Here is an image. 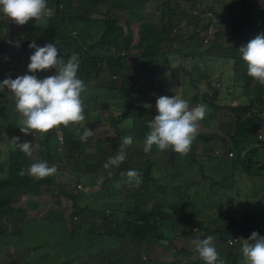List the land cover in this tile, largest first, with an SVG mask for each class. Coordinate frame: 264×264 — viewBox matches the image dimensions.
<instances>
[{
    "label": "trees",
    "instance_id": "16d2710c",
    "mask_svg": "<svg viewBox=\"0 0 264 264\" xmlns=\"http://www.w3.org/2000/svg\"><path fill=\"white\" fill-rule=\"evenodd\" d=\"M261 1L231 0L227 6L236 16L235 9L243 15V22L237 16L239 21L233 27L234 33L241 29L246 37L243 46L264 34V21L260 27L250 21L253 16L264 19V12L258 10ZM158 3L162 4L161 20L149 27L145 12ZM173 3L178 4L175 0H47L51 15L37 21L32 19L19 28H14L17 24L0 13L5 18L0 22V57H4L5 67L0 69V80L2 73L12 79L19 72L17 77L33 75L27 67L33 54L29 45L33 42L40 47L56 44L65 62L77 54L78 77L86 89L81 96L85 115L81 123L94 133L87 142H81L84 128L70 124L59 126V136L57 129L25 135L19 128L22 116L15 110L14 97L8 89L0 90V264H56V258L62 264H118L119 261L123 264H206L190 248L193 240L209 236L213 237V244L225 264H244L240 239L250 238L252 233L248 229L264 228V205L255 206V199L241 195L243 188H237L234 195L217 186L213 193V189L207 188L209 178L199 177V181H195V176H190L191 180L186 179L189 176L179 172L182 157H177L171 149L160 151L153 146L148 153L143 150L150 131L147 125L158 114L157 97L178 94L190 107L207 106L209 119L203 121L204 125L200 123L190 151L198 159L209 160L207 152H196L198 145L208 140L202 130L204 126L216 127L213 121L218 120V109L224 107L220 102H231V107L227 108L232 109L231 123L236 130L228 139L217 140L215 162L218 153L231 152L226 146L232 141L239 160L235 161V154V158L229 156L230 159L220 161L219 166H235L233 172L242 171L250 179L263 176L257 164L253 163L256 169L253 171L242 158L248 141L252 140L256 146L262 142L255 131L264 125V86L247 75V68L226 80L237 89L232 96L229 87L224 92L223 84L212 86V76L220 69L216 65L217 56L224 55L222 44L227 40L224 28L217 33V18L227 21V12L223 7L218 12L212 9L216 22L206 16V28L192 34L187 43L182 30L175 29L182 26L184 17L177 18ZM194 18L199 22L198 16ZM212 23L215 29L210 33ZM194 24L190 26L196 28ZM11 28L17 35L18 49H13L8 37ZM175 35H180L181 40H172ZM235 53L231 58L241 57L239 51ZM138 66L142 70L139 80L133 73ZM49 71L34 75L44 77ZM92 79L99 82L92 83ZM186 89L191 93L194 90V94L186 97ZM228 96L231 98L227 99ZM109 112L114 113L105 118L103 113ZM12 115L17 116L16 121L10 120ZM221 126L217 125V130ZM125 136L133 139L132 145L125 149L126 159L119 167L105 169L104 164L117 154ZM14 138L32 142V155L20 151L12 141ZM198 159L190 157L186 165L192 167ZM41 161L55 165L57 173L44 179L19 175L22 169ZM130 169L141 173L140 184H129L127 176L121 175ZM76 177L86 181V189L96 191L85 194L67 191L65 187ZM101 178L107 179L102 190ZM99 190L106 195L129 199L133 207L123 210L120 203L100 205L99 200L93 199H98ZM49 191H53L48 193L50 196L63 195L73 203L71 232L66 223L60 225L56 232L48 235L54 239V244L31 231L33 226L28 222L27 211L16 204L23 196L42 198ZM214 205L216 211L209 210ZM47 207L49 213L56 209L49 201ZM74 232H78L77 235ZM104 238L117 239L122 247L117 244L103 248L97 241ZM231 239L239 241L229 244ZM80 240L83 243L79 245H85L84 248L74 245ZM133 243L146 249L149 261L143 260L142 251L136 246L133 251ZM87 245L102 247V250L93 254L95 250L91 253ZM65 249L90 255L86 259L77 251L76 258H72L68 253L65 255ZM183 255L186 261L181 258Z\"/></svg>",
    "mask_w": 264,
    "mask_h": 264
},
{
    "label": "clouds",
    "instance_id": "9594fccd",
    "mask_svg": "<svg viewBox=\"0 0 264 264\" xmlns=\"http://www.w3.org/2000/svg\"><path fill=\"white\" fill-rule=\"evenodd\" d=\"M51 12L47 0H0V13L20 26L26 25L32 19L37 21L51 15ZM260 26L262 25H258ZM244 42L238 51L247 66V75L264 86V34L255 36L243 46ZM29 47L34 52L27 67L28 72L33 75L25 74L15 79L9 77L0 82V90H9L15 100V110L22 116L20 131L29 135L57 129L59 136V126L80 125L84 128L80 140L87 142L94 133L81 123L85 120L81 96L86 89L83 80L78 77V55L73 54L65 62L56 44L49 43L40 47L33 42ZM52 69L56 70L55 75L48 73L49 76L43 79L34 75ZM156 110L158 114L147 125L150 131L144 142V152L148 153L156 146L160 151L171 149L177 154H187L196 139L200 122L205 119L207 106L199 104L190 107L189 102L178 94L161 95L156 99ZM12 141L20 151L28 156L32 155V142H20L19 138ZM132 143L131 136L123 137L117 154L109 157L104 168L119 167L126 159V147ZM57 171L55 165L49 166L47 162L41 161L31 164L26 170L22 169L19 175L44 179L55 175ZM121 175L127 176L129 184L142 182L141 173L137 170L130 169ZM248 231L252 233L250 238L240 239L243 241L241 251L244 264H264V232L262 228ZM235 240L239 241L231 239L228 243L233 244ZM191 243L206 264H225L213 244L212 236L195 239Z\"/></svg>",
    "mask_w": 264,
    "mask_h": 264
},
{
    "label": "rangeland",
    "instance_id": "374dc122",
    "mask_svg": "<svg viewBox=\"0 0 264 264\" xmlns=\"http://www.w3.org/2000/svg\"><path fill=\"white\" fill-rule=\"evenodd\" d=\"M178 4L173 3L172 7L174 9H176V12H178V17H184L182 20V26H177L175 27V29L177 30H182V34L184 35V39H186V42H190V36L192 34H197L198 32H201L202 29H205L206 24H208V20L206 19V16L208 17H212L214 16L215 19L217 18L213 12L212 9H214L215 11H221L222 7H223V11L227 12V21L225 18L223 19H218L217 21V33H220V30H222V28H224L226 31L224 34H227V40H224L225 42L222 44V47L224 49V55H218L217 56V61H216V65L217 68H220L219 70H217V72L212 76V86L213 87H217V84H223V88L222 90L225 92L227 91L228 87H229V92L231 94V96L233 95V91L237 90L233 88V85H230L226 82V80H228L229 77H231L232 75L236 74L237 72H241L243 69H246L247 66L245 64V62L242 60L241 57L237 58H231L233 56H235V52H237L239 50V48L241 47V43L245 41L243 34L241 33V29L238 30V33H234V25L236 22H238V17L242 18V22H243V15L241 13L240 10L235 9V13L237 14V16L233 13V11L231 10H227V6L228 4L231 2V0H196L195 2H192L191 0H175ZM264 0H262L261 2H263ZM196 3V4H194ZM161 9H162V4L158 3L156 6H153L152 9L150 10H146L145 14V21L148 23V26L151 27L153 25V23H157L161 20ZM184 15V16H182ZM199 17V22L196 20V17ZM45 19V18H42ZM5 18L0 15V22L4 21ZM254 24H263L264 19L263 18H258L257 16H253L251 17V20ZM195 23L194 25H196L197 27L194 28L193 26H190L191 24L193 25V23ZM251 23V24H253ZM222 27V28H221ZM17 28H19V26H17ZM12 29V28H11ZM196 31V32H194ZM223 32V31H222ZM233 34V35H232ZM173 36V34H172ZM10 40H11V44L13 49H18L20 47V45L16 44V38L17 35L14 33H9ZM180 35H175L173 37L172 40L175 39H180ZM223 38V36H222ZM220 39V38H219ZM181 40V39H180ZM220 43V42H219ZM226 48V50H225ZM226 51V53H225ZM32 52L33 49H32ZM4 57H0V69H4ZM225 69V72L223 73ZM20 73V72H19ZM15 74L13 76V79L15 77H17V75L19 74ZM133 73L137 76V79L139 80V73H142L141 67L137 68V72L133 71ZM56 72L54 70H50L49 71V75H55ZM46 75V76H49ZM44 77H38V79H43ZM11 76H7V74L2 73V79L0 80V82H2L4 79L9 78ZM103 77V76H101ZM102 79V78H101ZM100 79V80H101ZM99 82V80L97 79H92V83H97ZM217 83V84H216ZM233 82H231L232 84ZM147 84H150L149 82H147ZM137 86V84H136ZM135 86V89H136ZM150 90V88H149ZM185 92V91H184ZM194 94V90L193 93H191V91L189 89H186V97H190ZM211 95L214 94V92H210ZM227 94V92H226ZM246 94L242 93V96H244ZM2 98V97H1ZM223 98V96H222ZM231 98L230 96L227 97V99ZM250 101H252V98H249ZM249 103V102H248ZM220 105H224V107L222 109H218L217 114H218V120L217 121H213L216 127H205L203 128V134L206 135L207 137V141L204 144H199L197 147L196 152L198 153H203V152H207L205 155L208 157L209 160L205 159V160H201L198 159L195 154L191 151H189L187 154L185 155H181V154H177V157H182L181 158V163L179 166V172L182 174H185L184 176H189L186 177V179L191 180L190 176H195V181L196 179L199 181V177H205V178H209V180H207V188L208 189H213V193H215L217 191V186L219 188V190L223 189V191H226L225 189H227L231 194L237 189V188H243V190L241 191V195L250 198V199H255V206L259 207V204H263L264 205V125H262L261 128H259V130H256L255 133H258V137L260 140H262V142H260L259 144H257L258 146L255 145V143L251 140L248 141L247 143V149L245 150V157L242 158L243 162L246 164H249L250 169L255 171L256 169L254 168V164L258 165V171L259 173H262V177L260 178H254V179H250L246 177V174L243 173L242 171H236L233 172L235 166L233 168H228L225 166H219V162L220 161H224V159L229 158L230 159V154H232V157H236L235 154L237 155V158L235 161L239 160V155L237 153V151L235 150V146L233 144L228 143V145L226 146V150L230 149L231 152L228 154L226 152V154L224 153H218L217 155V163L215 162V154L217 151V140H223V139H228L230 136V134H232V132H234L236 130V127L234 125V123H231V119L232 116L231 114V108H227V106L231 107V102L227 103V102H220ZM239 104V103H238ZM111 113L114 112H109V113H103V116L106 118L108 117ZM209 115L210 113H206L205 119H209ZM215 114L213 113V116ZM215 117V116H214ZM217 117V116H216ZM17 116L16 115H12L10 116V120L12 121H16ZM205 119L203 121H205ZM201 121L200 123L204 125V122ZM221 124H226L225 127L224 125L221 126ZM217 125L221 126V128L219 130H217ZM227 126V129H226ZM228 130V131H227ZM95 132H97V129L94 130ZM100 134V133H99ZM102 135H104L102 133ZM3 137V135L1 136ZM4 138L1 140L3 141ZM258 143V142H256ZM253 148H256V151L253 150ZM190 157H194L195 159H198V162L196 165L190 167L188 165H186V161L187 159H189ZM227 157V158H226ZM257 161V162H253V161ZM243 163V164H244ZM242 164V161H241ZM203 166V168L201 167ZM194 181V182H195ZM104 182H107V179L105 178H101L100 179V187L101 190L102 188H104ZM86 183V181H83L81 179H79V177H76L73 181L69 182L68 185L65 187V189L67 191L72 190V192H74L75 194L82 193L85 194L89 193L91 191H96L95 189H91L88 188L86 189V187L84 186V184ZM212 185V186H211ZM83 186L85 187L84 190ZM201 186H203V184L199 185V191ZM81 187V188H79ZM56 188V187H54ZM54 188H52L51 190H53ZM82 190V191H81ZM99 190V197L98 199L93 198L94 200H99V204L100 205H104L105 202H107V205H111L112 203H115L114 205L120 203L124 206L123 210H128L129 208L133 207V202H131L129 199H121V196H117V195H106L105 193H101ZM54 191V190H53ZM53 191H49L47 192L46 195L39 197V198H35V197H30V196H23L21 198H19L16 202L17 205L21 206L22 209L27 211V216L28 218V222L31 226H33V228H31V231L38 235V236H42L45 239H49L51 244H54V239L50 238L48 235L51 232H56L58 230V227L60 225H63L64 223H66L69 228H68V232H71V215H72V205L73 203L71 201H69L68 199H66L63 195H58L61 197H56L55 195L50 196L48 193H52ZM44 192V191H43ZM234 195H236V192H234ZM109 196H113L114 199L110 198ZM156 196V194H155ZM37 199H41L40 201H38ZM236 200V198H235ZM53 205L56 209L54 210V212L49 213L48 212V207H47V203ZM117 201V202H115ZM225 201V199L223 200ZM213 210L216 211L215 209V205L211 208H209V210ZM47 211V212H46ZM205 212L207 213V209L205 210ZM108 213L110 214L111 211L108 210ZM119 217L122 218V213L119 214ZM215 220V219H213ZM263 232H264V228H262ZM76 235L78 232H74ZM242 238V237H241ZM89 242L91 243V238H89ZM98 243H100V245L103 248H109L110 246H114V245H119V247H122L121 244L119 243L120 241H118L117 239L114 238H104V239H100L97 241ZM181 241H179L180 243ZM83 243L81 240L79 242H75L74 245H79ZM165 245H168V241L164 242ZM81 248H84L85 245H79ZM133 246H136L138 249H140L142 251V255L145 257L143 258L144 261H149L150 257L148 256V253L146 251V249H143L140 245L133 243L131 245V248H133ZM89 251L91 252V250H95L96 254L99 251L102 250V247H95L92 246L90 247V245H87ZM193 250H195V246L193 245L191 247ZM80 252L82 254V257L84 258H88V256L90 254H87L85 252L79 251V250H73V251H68V250H64L65 255L68 253L71 255L72 258H76V255L74 254L75 252ZM119 251V250H116ZM134 251V248H133ZM92 253V252H91ZM219 253V252H218ZM220 256V253H219ZM65 257V256H64ZM164 257V256H163ZM221 258V257H220ZM129 259V258H128ZM184 259V258H183ZM134 260V259H133ZM56 264H62V261H60L59 258L55 259ZM118 264H123L122 262H118Z\"/></svg>",
    "mask_w": 264,
    "mask_h": 264
},
{
    "label": "built area",
    "instance_id": "2783aa9c",
    "mask_svg": "<svg viewBox=\"0 0 264 264\" xmlns=\"http://www.w3.org/2000/svg\"><path fill=\"white\" fill-rule=\"evenodd\" d=\"M258 10H259L260 12H264V1H263V3H261V4L259 5ZM210 18H212V19L214 20V22H216V19H215L214 16H212V17H210ZM258 25H262V24L259 23ZM214 29H215V25H214V23H212L211 26H210V28H209V32L212 33V32L214 31ZM262 116H264V108H263ZM60 141H61V143H64V141H63L62 138H60ZM230 156H232V154H230ZM79 188H81V187H79ZM234 242H236V240L233 241V243H234Z\"/></svg>",
    "mask_w": 264,
    "mask_h": 264
},
{
    "label": "crops",
    "instance_id": "0c3cea01",
    "mask_svg": "<svg viewBox=\"0 0 264 264\" xmlns=\"http://www.w3.org/2000/svg\"><path fill=\"white\" fill-rule=\"evenodd\" d=\"M17 26L21 27L20 25H17ZM17 26H15L14 28H17ZM14 28H12V29H11V33H12V34H14ZM190 249H192V248H190ZM181 258H182V259L184 258V259H183L184 261H186V260H187V257H186V256H184V255H183V256H181Z\"/></svg>",
    "mask_w": 264,
    "mask_h": 264
}]
</instances>
